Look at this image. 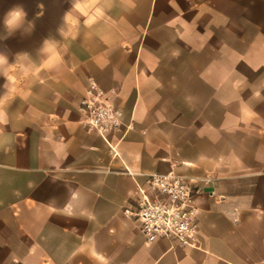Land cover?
<instances>
[{
    "label": "crops",
    "instance_id": "crops-1",
    "mask_svg": "<svg viewBox=\"0 0 264 264\" xmlns=\"http://www.w3.org/2000/svg\"><path fill=\"white\" fill-rule=\"evenodd\" d=\"M53 4L0 52V264H264V0ZM88 78L122 113L104 137ZM169 171L199 188L191 246L123 212Z\"/></svg>",
    "mask_w": 264,
    "mask_h": 264
},
{
    "label": "built area",
    "instance_id": "built-area-1",
    "mask_svg": "<svg viewBox=\"0 0 264 264\" xmlns=\"http://www.w3.org/2000/svg\"><path fill=\"white\" fill-rule=\"evenodd\" d=\"M77 110L82 127L94 130L102 137L122 125L121 110L92 78L87 80ZM126 127L131 128V125ZM110 150L116 154L111 145ZM136 192L134 205L124 207L123 212L126 217L134 219L145 242L165 238L182 245H194L199 193L196 184L173 171L149 173L143 184H136Z\"/></svg>",
    "mask_w": 264,
    "mask_h": 264
},
{
    "label": "rangeland",
    "instance_id": "rangeland-1",
    "mask_svg": "<svg viewBox=\"0 0 264 264\" xmlns=\"http://www.w3.org/2000/svg\"><path fill=\"white\" fill-rule=\"evenodd\" d=\"M45 1L47 8H35L38 2ZM54 0H0V52H4L8 57L18 50L28 47L30 35H32V25L28 23L32 20L35 23L36 32L42 33L50 28L49 23L54 22L60 15V10L54 6ZM52 3V4H51ZM20 5L27 12L26 21L14 34L8 35V30L2 25L5 14L14 6ZM21 39V42L19 41ZM259 62L264 59V50H261Z\"/></svg>",
    "mask_w": 264,
    "mask_h": 264
},
{
    "label": "clouds",
    "instance_id": "clouds-1",
    "mask_svg": "<svg viewBox=\"0 0 264 264\" xmlns=\"http://www.w3.org/2000/svg\"><path fill=\"white\" fill-rule=\"evenodd\" d=\"M27 12L20 6H14L4 16V26L8 30V35L14 34L26 21Z\"/></svg>",
    "mask_w": 264,
    "mask_h": 264
}]
</instances>
